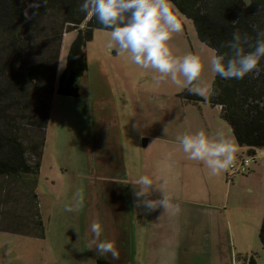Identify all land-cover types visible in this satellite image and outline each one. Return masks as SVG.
Instances as JSON below:
<instances>
[{
    "label": "rangeland",
    "instance_id": "1",
    "mask_svg": "<svg viewBox=\"0 0 264 264\" xmlns=\"http://www.w3.org/2000/svg\"><path fill=\"white\" fill-rule=\"evenodd\" d=\"M171 5L183 30L169 45L177 56L201 55L203 99L184 98L183 82L157 80L159 73L133 64L127 53L108 50L110 30L96 29L87 44L88 70L78 81L79 96L55 91L51 97L36 191L40 216L30 196L32 175L25 176V187L11 178L0 190V224L17 227L0 230V264H97L100 257L126 264H246L251 255L264 264V149H256L251 164L260 165L259 171L242 173L231 166L213 176L202 162L188 159L177 141L185 133L223 132L235 145L236 158L243 152L221 108L210 102L216 73L208 60L216 50L172 0ZM76 36L77 31L64 34L59 73ZM4 46L0 36V58ZM115 163L123 172V206L109 192L102 198L106 190L115 194ZM140 175L166 181L172 202L181 208L178 216L160 218L162 209L146 213L137 206L131 182ZM66 205L78 211L67 212ZM38 218L44 234L33 236L41 231ZM93 222L101 225L100 239L115 243L118 259L90 247Z\"/></svg>",
    "mask_w": 264,
    "mask_h": 264
},
{
    "label": "trees",
    "instance_id": "2",
    "mask_svg": "<svg viewBox=\"0 0 264 264\" xmlns=\"http://www.w3.org/2000/svg\"><path fill=\"white\" fill-rule=\"evenodd\" d=\"M172 1L193 20L199 38L216 53L227 51L221 44L231 38L234 30L253 37L256 30H264V0ZM82 2L0 0V36L6 57L5 61L3 56L0 58V179L5 180L0 182V190L8 188L7 180L11 178L14 182L24 183L25 187V176L32 175L35 188L32 186L30 196L37 216H40V198L36 191L51 97L55 91L61 95L79 96L78 81L88 70L87 44L96 29L109 30L95 17L80 11ZM71 31H77V36L70 46L66 68L59 73L64 34ZM261 68L264 69V62ZM183 97L191 101L203 99L200 94L188 90ZM210 102L221 108L222 116L240 146H247L253 155H256V149H264V107L261 106L264 105V70L256 78L249 75L239 80L222 79L216 74ZM23 125L38 129V132L26 130ZM243 157L238 156L236 161ZM237 165L232 167L236 171ZM36 224L41 231L33 236H42L43 221L38 218ZM2 225L0 230L17 229L16 224ZM260 238L264 248V218ZM244 260L246 264H257L255 255ZM96 263L126 264V261L116 263L100 257Z\"/></svg>",
    "mask_w": 264,
    "mask_h": 264
},
{
    "label": "clouds",
    "instance_id": "3",
    "mask_svg": "<svg viewBox=\"0 0 264 264\" xmlns=\"http://www.w3.org/2000/svg\"><path fill=\"white\" fill-rule=\"evenodd\" d=\"M80 11L95 17L104 28L110 30V39L106 44L108 50L127 53L133 64L159 73L157 80L167 78L175 84L183 82L190 93L202 94L199 82L205 62L201 55L188 53L177 56L169 45L174 34L183 30L182 21L173 11L171 0H83ZM221 48L227 51L210 57L208 64L222 79L239 80L249 75L256 78L264 70L261 68L264 62V30H256L254 37L247 32L234 30ZM163 131L167 134V125ZM177 141L188 159L202 162L213 176L228 170L235 163L237 149L223 132L213 134L201 130L185 133L177 136ZM158 181L159 177L140 175L131 182L135 187L137 206L146 213L162 209L160 218L165 215L178 216L181 208L172 202L166 181ZM154 193H159V198L153 199ZM64 210L73 212L78 208L66 205ZM91 232L93 238L90 247L94 246L97 255L107 257L110 254L113 259H118L115 243L100 239L99 223L91 224Z\"/></svg>",
    "mask_w": 264,
    "mask_h": 264
},
{
    "label": "flooded vegetation",
    "instance_id": "4",
    "mask_svg": "<svg viewBox=\"0 0 264 264\" xmlns=\"http://www.w3.org/2000/svg\"><path fill=\"white\" fill-rule=\"evenodd\" d=\"M115 194H112L111 191L106 190L102 193V198L104 195L106 196L107 193L111 194V198H115V203L120 202L123 206V199H122V193H123V188H124V179L122 178L123 172L121 170V167L115 163ZM119 176V177H117ZM127 188V187H126Z\"/></svg>",
    "mask_w": 264,
    "mask_h": 264
},
{
    "label": "built area",
    "instance_id": "5",
    "mask_svg": "<svg viewBox=\"0 0 264 264\" xmlns=\"http://www.w3.org/2000/svg\"><path fill=\"white\" fill-rule=\"evenodd\" d=\"M253 158L250 155L243 157V159L241 160V163L237 165L238 171L242 172V173L249 171V168L251 167ZM232 167H234V164L232 165Z\"/></svg>",
    "mask_w": 264,
    "mask_h": 264
},
{
    "label": "crops",
    "instance_id": "6",
    "mask_svg": "<svg viewBox=\"0 0 264 264\" xmlns=\"http://www.w3.org/2000/svg\"><path fill=\"white\" fill-rule=\"evenodd\" d=\"M246 150H247V151H246ZM248 150H249V149H247L246 146H242V151H243V152H242L241 156L245 154V151H246L247 154L249 155L250 153L248 152ZM255 151H257V150H255ZM256 153H257V152H256ZM256 156H257V155H255L254 158H256ZM257 163H258V162H257ZM257 163H256V164H257ZM258 167H260V165H259ZM258 167L255 168V167H252V166H251L250 168H251V171H252V172H255L256 170L259 171ZM175 169H177V168H175ZM257 174H258V173H257ZM252 190H254V189L252 188Z\"/></svg>",
    "mask_w": 264,
    "mask_h": 264
},
{
    "label": "bare ground",
    "instance_id": "7",
    "mask_svg": "<svg viewBox=\"0 0 264 264\" xmlns=\"http://www.w3.org/2000/svg\"><path fill=\"white\" fill-rule=\"evenodd\" d=\"M250 156L253 158V155L252 154H250ZM253 161V160H252Z\"/></svg>",
    "mask_w": 264,
    "mask_h": 264
}]
</instances>
